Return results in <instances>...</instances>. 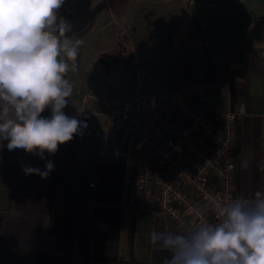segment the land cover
Here are the masks:
<instances>
[{
	"label": "crops",
	"instance_id": "1",
	"mask_svg": "<svg viewBox=\"0 0 264 264\" xmlns=\"http://www.w3.org/2000/svg\"><path fill=\"white\" fill-rule=\"evenodd\" d=\"M148 1L158 11L159 38L151 48L186 41L170 89L189 66L204 76L207 64L225 66L226 75L215 76L229 80L221 99L245 107L237 129L236 187L264 192V0ZM80 106L81 99L65 115L71 118ZM108 123L101 115L91 119L95 134ZM7 143L0 141V264H164L168 253L152 245L150 234L179 230L166 217L127 204L121 162L96 158L75 136L44 159L10 151ZM48 161L54 169L45 179L22 171H44Z\"/></svg>",
	"mask_w": 264,
	"mask_h": 264
},
{
	"label": "built area",
	"instance_id": "2",
	"mask_svg": "<svg viewBox=\"0 0 264 264\" xmlns=\"http://www.w3.org/2000/svg\"><path fill=\"white\" fill-rule=\"evenodd\" d=\"M193 69L189 66L171 90L139 66L132 99L89 88L71 117L81 121L74 136L96 158L122 163L127 204L166 217L179 232L217 223L220 206L251 200L256 193L236 187V139L244 105L232 107L221 99L229 92L227 77L197 75ZM94 115L109 122L97 134ZM45 117H51L50 108Z\"/></svg>",
	"mask_w": 264,
	"mask_h": 264
},
{
	"label": "clouds",
	"instance_id": "3",
	"mask_svg": "<svg viewBox=\"0 0 264 264\" xmlns=\"http://www.w3.org/2000/svg\"><path fill=\"white\" fill-rule=\"evenodd\" d=\"M63 3L0 0V141L7 140L10 151L23 149L41 159L71 141L81 124L63 111L73 90L66 74L77 70L83 43L65 35L71 25L57 15ZM46 108L50 118L41 115ZM53 169L48 161L44 171L31 166L22 171L45 179ZM219 216L215 224L180 232L152 231L151 243L168 253L164 264H264V192L229 201L219 207Z\"/></svg>",
	"mask_w": 264,
	"mask_h": 264
},
{
	"label": "rangeland",
	"instance_id": "4",
	"mask_svg": "<svg viewBox=\"0 0 264 264\" xmlns=\"http://www.w3.org/2000/svg\"><path fill=\"white\" fill-rule=\"evenodd\" d=\"M157 13L148 0H64L57 15L71 25L65 35L83 41L77 70L66 74L73 85L67 106L78 105L89 88L132 99L139 66L170 89V73L177 74L184 62L186 41L180 37L151 48L159 38L153 24Z\"/></svg>",
	"mask_w": 264,
	"mask_h": 264
},
{
	"label": "trees",
	"instance_id": "5",
	"mask_svg": "<svg viewBox=\"0 0 264 264\" xmlns=\"http://www.w3.org/2000/svg\"><path fill=\"white\" fill-rule=\"evenodd\" d=\"M204 73L208 77L225 76L226 68L223 64H207Z\"/></svg>",
	"mask_w": 264,
	"mask_h": 264
}]
</instances>
